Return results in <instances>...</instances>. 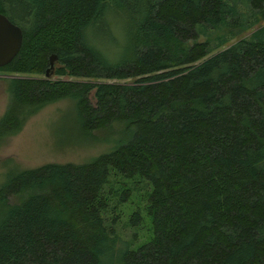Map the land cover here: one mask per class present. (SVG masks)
Masks as SVG:
<instances>
[{
	"label": "trees",
	"instance_id": "1",
	"mask_svg": "<svg viewBox=\"0 0 264 264\" xmlns=\"http://www.w3.org/2000/svg\"><path fill=\"white\" fill-rule=\"evenodd\" d=\"M0 13L21 31L0 67V146L66 98L75 143L104 144L5 173L0 264H264V0H0Z\"/></svg>",
	"mask_w": 264,
	"mask_h": 264
},
{
	"label": "rangeland",
	"instance_id": "2",
	"mask_svg": "<svg viewBox=\"0 0 264 264\" xmlns=\"http://www.w3.org/2000/svg\"><path fill=\"white\" fill-rule=\"evenodd\" d=\"M7 77L9 75L0 72V115L7 101L3 80ZM49 77L58 78L53 74ZM63 78L66 77L60 79ZM73 106L74 102L67 98L46 105L31 116L16 134L4 141L0 146V183L8 170L45 162H81L104 149V144L75 143L78 142V132L77 122L72 115ZM124 229V233L130 232L127 227ZM144 230L143 227L138 232L143 234Z\"/></svg>",
	"mask_w": 264,
	"mask_h": 264
},
{
	"label": "water",
	"instance_id": "3",
	"mask_svg": "<svg viewBox=\"0 0 264 264\" xmlns=\"http://www.w3.org/2000/svg\"><path fill=\"white\" fill-rule=\"evenodd\" d=\"M21 43V31L18 26L10 22L0 13V67L8 63L17 53ZM55 56L48 58V67L44 71V77L52 74V63Z\"/></svg>",
	"mask_w": 264,
	"mask_h": 264
}]
</instances>
